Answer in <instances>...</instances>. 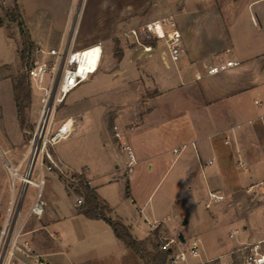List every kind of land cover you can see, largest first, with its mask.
Returning a JSON list of instances; mask_svg holds the SVG:
<instances>
[{
    "label": "rangeland",
    "instance_id": "rangeland-1",
    "mask_svg": "<svg viewBox=\"0 0 264 264\" xmlns=\"http://www.w3.org/2000/svg\"><path fill=\"white\" fill-rule=\"evenodd\" d=\"M113 1L120 4L122 8L128 5L132 9L139 8L138 12H142L137 16L141 23L139 25H144L152 18H156V15H152L154 8L157 9L163 2H166V0H105V2ZM14 2L15 0H0V20L4 22L0 26V145L8 152V157L14 164L21 165V172H24L30 161L31 141L40 120L44 97V91L38 89L27 76L26 68L30 66L28 63L35 59H44V61L52 59L46 58L47 56L42 53L37 54L36 48L44 51L52 48L44 44H35L29 52V57L27 56L25 60L21 59L23 46L17 21L22 18L26 29L28 25L31 29H35L38 35L43 32L40 27L41 23L38 22L39 17L25 20L21 9L15 6ZM30 2L35 3V0ZM86 3L87 0H71L70 20L77 23L81 17L83 18L81 12L85 11ZM140 4H151V6L140 7ZM77 12H80L79 16ZM157 15L158 18L166 17L161 12ZM40 19L46 18L41 17ZM80 28L79 23L77 41L88 34V31ZM69 34V32L66 33L64 43L56 49L65 50ZM131 35L132 33L128 32L125 36L129 38ZM54 37L55 35L50 36L48 43L45 44L50 46L55 44ZM139 41L141 43L155 42L156 39L139 34ZM141 43L135 42L134 45L141 46ZM127 44L134 46L130 42ZM75 49L79 48L76 46ZM122 51L115 39L111 38L108 46L104 47V57L95 73L107 72V74L100 80H92L94 78L92 76H96L92 75L91 80L81 83L69 92L53 111L50 140L62 124L70 118L73 119L71 130L59 138L57 143L47 142V149L52 157L57 160L58 153L67 165L66 167H70L68 171L62 167L63 173H59L67 190L64 186L48 182L49 173L44 172L46 184L42 192L43 199L47 202L45 211L41 217L34 215L28 219L21 240H26L31 244L32 236H34L31 230L36 228L37 238L48 239L47 245L50 243V245L57 246V244L69 243L70 254H74V257L79 255L89 257L96 253V264L126 263V260L119 258L121 254L115 248L119 239L111 226L104 219L88 218L82 212L81 206L74 205L76 196L82 195L77 189H80V173L84 169H79L90 165L92 170L105 175L101 194L107 198L111 207V211L107 213L109 217L118 219L127 226H133L138 238L150 230L141 217L138 207H142L152 221L164 222L163 226L151 230L148 236L150 250L156 251L155 244L161 245L172 239L175 242L172 244L173 247L178 251L187 252L193 238L205 236L209 245L216 243L214 251L219 256H204L202 248L199 257L188 255L184 264H244L243 254L247 253L249 248L241 251V247L264 237V191L254 193L238 188L234 192H223L225 199L222 202H213L209 197L202 175L199 173L194 179L184 167L190 162L188 161L189 156L194 153L192 147L186 145L178 155L173 151L165 152L171 144H176V141L167 135L166 121L161 113L155 112L141 121L140 116L147 112L145 101L152 95L143 79L145 65L121 66L119 60ZM91 53H85L84 60L79 67V73L82 75H85L87 69H93L95 66ZM107 61L109 65L104 66ZM60 66L61 60L59 61ZM59 67L53 81L50 78L51 75L48 77L45 87L53 89L58 75L62 78ZM130 72H133L134 79H130L128 75ZM119 73L126 75L125 80L119 79L122 77ZM22 79H25L30 87L32 101L26 109L24 125H21L18 119L14 99V84ZM117 124L122 134L121 145L119 143L116 145L112 139L113 132L116 133L114 128ZM186 133L187 135L181 139H190L189 136H192V133L188 130ZM124 144L131 146L137 160L131 174H127L126 167L125 169L115 167L119 155L122 158L128 157L122 147ZM181 148L182 146L179 147ZM44 162L50 165L47 156H44ZM55 171L58 172L56 168ZM114 172L118 173L116 177L112 176ZM32 178L40 179V171L37 168ZM127 185L131 187L137 205L133 204L130 196L126 194ZM20 187V181L16 180L15 195L17 196H20ZM12 189L9 174L0 161V234L11 209L14 196ZM36 192L37 188L30 185L22 208V221L29 213ZM19 203L20 200L13 210L18 209ZM208 203L210 205L207 207ZM49 208L55 210L57 214V218L52 221L48 219ZM184 220H187L186 224ZM244 225L248 229L246 243L240 244L241 236L245 231ZM232 228H238L239 234L230 236ZM180 232L184 235V242L179 239ZM59 237L63 241L59 240ZM160 237L163 238V242L159 240ZM122 245L126 247L123 242ZM262 248H264V243ZM62 257L59 255L52 257L50 264H64ZM212 257L214 259L206 261ZM130 260L127 259V264Z\"/></svg>",
    "mask_w": 264,
    "mask_h": 264
},
{
    "label": "crops",
    "instance_id": "crops-1",
    "mask_svg": "<svg viewBox=\"0 0 264 264\" xmlns=\"http://www.w3.org/2000/svg\"><path fill=\"white\" fill-rule=\"evenodd\" d=\"M30 1L15 0L14 5L21 9L25 20L39 17L43 34L38 35L35 29L27 25L30 39L35 44L60 47L66 33L74 25L77 28L80 23V29L88 31V34L76 41L79 49L97 43L107 47L111 38H114L123 50L119 60L121 66L145 65L143 79L152 95L145 101L147 112L140 119L142 121L155 112L161 113L166 121L167 135L176 141L165 152L173 151L178 155L186 145L192 147L194 153L189 156L190 162L184 167L194 179L199 173L202 175L209 197L211 193H217L224 200L223 192H234L238 188L254 193L264 191V0H166L160 7L154 8L152 15H156V18L150 21L159 19L157 14L161 12L163 16L173 17L177 22L182 39V54L177 62L170 61L164 53V41L144 42L136 46L137 39L133 34L129 38L125 36L143 26L139 25L141 23L137 17L142 13L138 12L139 8L132 9L129 5L122 8L114 1L87 0L85 11L81 12L83 18L76 23L70 20L71 0H35L34 4ZM146 5L151 6L140 4V7ZM52 35H55V44H45ZM128 42L134 46H129ZM143 45H151L152 50L145 51ZM228 60L238 64L221 73L207 75L210 66ZM108 61L104 66L109 65ZM106 74L97 73L91 79L100 80ZM128 75L134 79L133 72ZM121 76L119 79L125 80L126 75ZM70 119L72 125L73 119ZM114 130L119 132L120 138L113 132L112 139L116 145H121L122 134L118 124ZM186 130L192 136H189L190 139H181L187 135ZM57 155L64 170H70L62 157ZM116 160L115 167L125 169L128 157L119 155ZM83 169L85 179L109 205L107 198L101 194L105 175L92 170L90 165L79 170ZM132 170L127 174H131ZM60 172H48V182L64 186L67 190L60 179ZM117 175V172L112 174L113 177ZM127 195L137 205L130 186ZM137 209L146 223V220L152 221L142 207ZM48 216L50 221L56 219V211L49 208ZM128 226L137 239L148 240L151 229L138 238L133 226ZM246 228L244 225L240 244L246 243ZM234 230L238 232L233 236L239 234L238 228H232L231 233ZM36 231V228L31 230L34 236L30 246L34 257L41 261L37 264H50L52 257L58 255L63 256L64 264H96V253L89 257H74V254H70L69 243L47 245L48 239H38ZM196 237L201 240L200 251L203 248L204 256H219L214 251L216 243L211 246L205 236ZM59 240L62 238L59 237ZM256 243L262 248L264 237L245 245ZM115 248L121 254L120 259L128 254L121 240Z\"/></svg>",
    "mask_w": 264,
    "mask_h": 264
},
{
    "label": "built area",
    "instance_id": "built-area-1",
    "mask_svg": "<svg viewBox=\"0 0 264 264\" xmlns=\"http://www.w3.org/2000/svg\"><path fill=\"white\" fill-rule=\"evenodd\" d=\"M69 33L70 37L64 51L61 48H52L47 51L36 48L37 54L42 53L47 56L46 58L52 59L48 61H44V59H35L31 63H28L30 66H26V72L29 79L38 87V89L44 91V97L42 98L43 107L41 110L40 120L31 141L30 161L24 172H21V165L14 164L8 157V152L0 145V161L9 174L14 194L6 224L0 234V264H37L41 262L38 258L34 257L30 242L26 240L22 241L21 238L24 235V229L28 219L34 215L41 217L45 211L46 202L43 199L42 192L43 186L45 185L44 172H52L55 171L56 168L63 173L61 160L59 158L57 160L53 158L47 149L48 141L55 144L58 139L61 138L59 131H57L52 140H50L49 137L53 111H55L58 104L66 98L69 92L81 83L89 80L90 77L98 71L104 57V46L101 43L93 44L82 49H75L77 46L76 41L78 34L75 25ZM131 33L136 37L138 43H141L139 41V34L145 35L150 39H156V41L163 40L165 43L164 53L168 55L170 61L172 62H177L182 54L181 33L177 22L173 17L167 16L150 21L138 29H133ZM143 48L147 52L152 50L151 45H143ZM88 52H92V61H95V66L93 69H87L85 75H82L78 73L81 63L79 60H74V56L78 53L85 54ZM60 60L61 66L59 67ZM237 64L238 62L232 60L222 61L219 64L210 66L207 69V75L221 73ZM58 67L60 72H62V78L58 75L53 89L51 87L50 89L45 87L47 79L50 75V78L53 81ZM65 87L68 88L66 91ZM45 111H47V114L44 117ZM115 136L120 138L119 132H116ZM226 143H228V141H226ZM122 147L128 155L126 170L129 172L136 164V158L130 145L124 144ZM44 156L48 157L50 165H47L44 162ZM36 168L40 171L39 180H34L32 178L33 172ZM16 180L20 181L21 186L20 196L18 195L19 198L15 195ZM30 185L36 187L37 192L27 217L22 221V208L25 204V199ZM210 197L216 202H219L224 198L222 195L217 193H211ZM19 200L20 203L18 209L13 210L14 207L17 206ZM83 203L84 197L82 195L76 196V205L81 206ZM146 221L151 230H155L163 225V222L160 220ZM237 232V230H234L230 236H233ZM159 240L161 242L164 241L161 237ZM174 243V240L171 239L170 241H165L160 245L161 250L168 251L170 253L168 259L169 264H184L188 255L192 257L200 256V238L195 237L191 240L187 252L182 250L178 251L175 247H173L172 244ZM247 248H249V251L243 254L244 264H264V249L261 248L259 243L244 245L241 247V251H245Z\"/></svg>",
    "mask_w": 264,
    "mask_h": 264
},
{
    "label": "trees",
    "instance_id": "trees-1",
    "mask_svg": "<svg viewBox=\"0 0 264 264\" xmlns=\"http://www.w3.org/2000/svg\"><path fill=\"white\" fill-rule=\"evenodd\" d=\"M11 20L15 21V19ZM17 22L23 46L21 59L25 60L27 56L29 57V52L32 48H34L35 43L30 39L22 18H20ZM3 23V20H0V26ZM27 84L28 83H26L25 79L19 80V82L14 84V99L17 107V116L21 125H24L26 109L32 103L31 90ZM128 187L129 186L127 185V194ZM79 188L80 189H77V191L85 198L84 203L81 205L82 212L85 216L90 219H104L111 226L116 237L127 247L128 254L123 257V260H126L125 264H127V259L132 260H130L128 264H169L168 259L170 253L168 251L161 250V248H159V243L155 244L157 248L156 251L150 250L148 248V244L150 243L149 240L137 239L127 225H125L122 221L112 219L107 215V213L111 211V208L85 179V169L80 176Z\"/></svg>",
    "mask_w": 264,
    "mask_h": 264
},
{
    "label": "bare ground",
    "instance_id": "bare-ground-1",
    "mask_svg": "<svg viewBox=\"0 0 264 264\" xmlns=\"http://www.w3.org/2000/svg\"><path fill=\"white\" fill-rule=\"evenodd\" d=\"M78 13V12H77ZM80 13V12H79ZM84 57H85V54H82V53H78V54H75V56H74V60H79L80 61V63L82 64V62H83V60H84ZM80 64V65H81ZM78 73H79V71H78ZM73 78V77H72ZM68 81H69V79H68ZM68 88L67 87H65V91L67 90ZM68 95V94H67ZM47 111H45V114H44V117H45V115L47 114L46 113ZM71 123H72V120L70 119V120H67L64 124H62L60 127H59V135L62 137V136H64V134L65 133H67L68 131H69V128H70V125H71Z\"/></svg>",
    "mask_w": 264,
    "mask_h": 264
},
{
    "label": "water",
    "instance_id": "water-1",
    "mask_svg": "<svg viewBox=\"0 0 264 264\" xmlns=\"http://www.w3.org/2000/svg\"><path fill=\"white\" fill-rule=\"evenodd\" d=\"M81 1H82V0H81ZM186 223H187V220H184V224H186ZM179 239H180L182 242L185 241V238H184V235H183L182 232H180V234H179Z\"/></svg>",
    "mask_w": 264,
    "mask_h": 264
}]
</instances>
